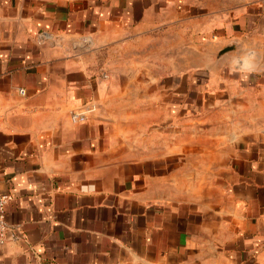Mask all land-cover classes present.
Returning <instances> with one entry per match:
<instances>
[{"label": "crops", "instance_id": "1", "mask_svg": "<svg viewBox=\"0 0 264 264\" xmlns=\"http://www.w3.org/2000/svg\"><path fill=\"white\" fill-rule=\"evenodd\" d=\"M0 192V264H264V0H0Z\"/></svg>", "mask_w": 264, "mask_h": 264}, {"label": "built area", "instance_id": "2", "mask_svg": "<svg viewBox=\"0 0 264 264\" xmlns=\"http://www.w3.org/2000/svg\"><path fill=\"white\" fill-rule=\"evenodd\" d=\"M21 94L25 95V91L21 89ZM84 113H73L72 120L74 122L84 121ZM10 201V196L0 192V245L13 240H17L20 237L18 230L12 226L6 219L5 208Z\"/></svg>", "mask_w": 264, "mask_h": 264}, {"label": "rangeland", "instance_id": "3", "mask_svg": "<svg viewBox=\"0 0 264 264\" xmlns=\"http://www.w3.org/2000/svg\"><path fill=\"white\" fill-rule=\"evenodd\" d=\"M160 50V49H159ZM158 71H164L165 70V64H163V63H161V64H158ZM178 82V81H177ZM138 83V81L136 82V84ZM135 87H137L134 91L135 92H138L139 91V87L138 86H135ZM128 98H131L132 100H133V107H132V109L131 110H133V114H135V119L137 120V115H138V113H137V108L138 107H142V108H147V110L149 109V106L148 105H139L138 103H139V101L141 100V101H144V100H146V99H148L149 98V96H146V95H143V96H140V95H138V93L137 94H134V95H130V97H128ZM189 98V100H190V103H191V105H193V104H195V97H193V95H191V96H189L188 97ZM145 109H144V111H145ZM149 112V111H148ZM154 114H158V113H156V112H153ZM195 116H196V113L195 112H192L191 114H190V118L191 119H194L195 118Z\"/></svg>", "mask_w": 264, "mask_h": 264}]
</instances>
